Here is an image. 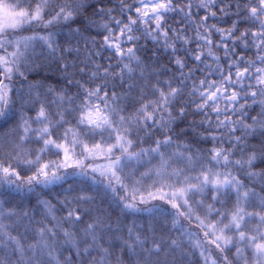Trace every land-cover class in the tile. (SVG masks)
<instances>
[{"label": "snow or ice", "instance_id": "obj_1", "mask_svg": "<svg viewBox=\"0 0 264 264\" xmlns=\"http://www.w3.org/2000/svg\"><path fill=\"white\" fill-rule=\"evenodd\" d=\"M0 264H264V0H0Z\"/></svg>", "mask_w": 264, "mask_h": 264}, {"label": "trees", "instance_id": "obj_2", "mask_svg": "<svg viewBox=\"0 0 264 264\" xmlns=\"http://www.w3.org/2000/svg\"><path fill=\"white\" fill-rule=\"evenodd\" d=\"M149 47H151V44H149ZM19 201H14V203H18ZM33 204H35V200L32 201Z\"/></svg>", "mask_w": 264, "mask_h": 264}]
</instances>
